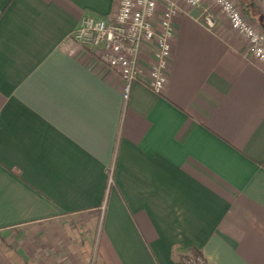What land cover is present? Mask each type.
<instances>
[{"label": "crops", "instance_id": "0c3cea01", "mask_svg": "<svg viewBox=\"0 0 264 264\" xmlns=\"http://www.w3.org/2000/svg\"><path fill=\"white\" fill-rule=\"evenodd\" d=\"M179 4L164 90L125 100L72 37L117 0H0V264H264V63Z\"/></svg>", "mask_w": 264, "mask_h": 264}, {"label": "built area", "instance_id": "2783aa9c", "mask_svg": "<svg viewBox=\"0 0 264 264\" xmlns=\"http://www.w3.org/2000/svg\"><path fill=\"white\" fill-rule=\"evenodd\" d=\"M202 1L117 0L115 10L107 16L83 15L72 37L93 57V63L121 77L125 100L142 74L146 84L159 93L166 86L172 62L179 2L196 6ZM213 1L222 9L232 29L246 42L250 53L264 63V29L251 23L234 0ZM258 1L264 4V0ZM203 21L208 27L215 26V18L208 12ZM147 46L151 48L152 60L146 67L141 60Z\"/></svg>", "mask_w": 264, "mask_h": 264}, {"label": "trees", "instance_id": "16d2710c", "mask_svg": "<svg viewBox=\"0 0 264 264\" xmlns=\"http://www.w3.org/2000/svg\"><path fill=\"white\" fill-rule=\"evenodd\" d=\"M203 263H204V264H212V263H205V262H203ZM92 264H96V262L93 261Z\"/></svg>", "mask_w": 264, "mask_h": 264}, {"label": "rangeland", "instance_id": "374dc122", "mask_svg": "<svg viewBox=\"0 0 264 264\" xmlns=\"http://www.w3.org/2000/svg\"><path fill=\"white\" fill-rule=\"evenodd\" d=\"M79 229H81V227L79 228ZM66 230H65V228L63 229V232H65ZM82 237V236H81Z\"/></svg>", "mask_w": 264, "mask_h": 264}]
</instances>
